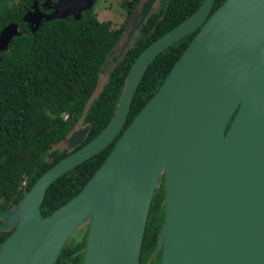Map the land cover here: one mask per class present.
Instances as JSON below:
<instances>
[{
  "label": "water",
  "instance_id": "water-1",
  "mask_svg": "<svg viewBox=\"0 0 264 264\" xmlns=\"http://www.w3.org/2000/svg\"><path fill=\"white\" fill-rule=\"evenodd\" d=\"M94 1L34 2L22 21L34 33L42 22L80 19ZM214 3L204 0L148 45L131 65L107 125L79 149L89 127L73 131L66 138L70 153L23 193L16 209L2 213L0 232L12 231L0 243V264H55L85 223L81 264H138L161 182L163 218L153 251L161 250L160 264H264V0H225L211 13ZM193 32L162 85L121 133L150 64ZM18 35L17 24L5 26L0 53ZM119 134L81 191L44 217L47 189Z\"/></svg>",
  "mask_w": 264,
  "mask_h": 264
},
{
  "label": "trees",
  "instance_id": "trees-1",
  "mask_svg": "<svg viewBox=\"0 0 264 264\" xmlns=\"http://www.w3.org/2000/svg\"><path fill=\"white\" fill-rule=\"evenodd\" d=\"M46 1L55 3L58 0H0V31L10 23L19 26V35L12 39L7 51L0 53V212L16 208L23 193L70 153L54 147L64 142L78 124L88 126L89 132L76 149L97 136L113 116L128 71L139 54L192 15L204 0H168L166 7V0H162L159 12L142 24L131 48L112 68L107 83L91 102L101 71L120 43L126 23L140 0L123 3L127 17L119 28L113 29L109 21H99L92 8L81 13L78 20L70 16L42 22L32 33L22 18L34 2L41 7ZM224 1L215 0L211 13ZM195 34L172 44L150 64L134 95L121 133L157 92ZM119 136L47 189L41 204L44 217L81 191ZM162 202L161 182L150 204L138 264H160L161 250L154 256L153 251L162 224ZM85 227L80 240L70 238L63 245L55 264L82 263L88 224ZM10 233L0 232V243Z\"/></svg>",
  "mask_w": 264,
  "mask_h": 264
},
{
  "label": "rangeland",
  "instance_id": "rangeland-1",
  "mask_svg": "<svg viewBox=\"0 0 264 264\" xmlns=\"http://www.w3.org/2000/svg\"><path fill=\"white\" fill-rule=\"evenodd\" d=\"M127 1H130V0H97V1L95 0L94 1V5H93L92 8L94 9V12L97 15V18H98L99 21H101V22H108L109 21L111 23V27L113 29H115V28H119L126 21L127 11L124 9L123 3L127 2ZM157 8L158 7H157V4H156L155 5V10H157ZM41 10L44 11L43 9H41ZM133 37H132V39H133ZM117 53L118 52H115V54L113 53V56L116 57ZM116 59H117V62H118V60H120L121 58H116ZM113 64L114 63H112L110 60H108L105 63V65H104V67H103V69L101 71V74H100V79H99V83H98L97 89H96L95 93L93 94L90 102L98 97V95L101 92L103 86L107 83L108 78H109V73H110V71L113 68ZM80 128H83V126L78 124L74 131H76V130H78ZM66 147H67V145H66V139H65L64 142L56 145L54 147V149L62 151V150H66ZM86 225H87V223L82 225L71 236V240H78V239L80 240V238L82 237L81 236L82 230H84L86 228L85 227ZM79 230H81V232Z\"/></svg>",
  "mask_w": 264,
  "mask_h": 264
},
{
  "label": "flooded vegetation",
  "instance_id": "flooded-vegetation-1",
  "mask_svg": "<svg viewBox=\"0 0 264 264\" xmlns=\"http://www.w3.org/2000/svg\"><path fill=\"white\" fill-rule=\"evenodd\" d=\"M146 1H148V0H140V2H139V4L137 5V7L134 9V11H133V13H132V16H131V18L127 21V23H126V29H125V32H124V35H123V37H122V39H121V41H120V43L116 46V48L114 49V51L111 53V55L109 56V59L108 60H110L112 63H114L113 64V67L117 64V59L116 58H123L125 55H126V53L128 52V50L131 48V45H132V42L134 41V38H135V36H136V34L139 32V30H140V28H141V26H142V24L149 18V17H151L153 14H155V13H158L159 12V10H160V7H161V2H162V0H154V2L152 3V5H151V7L148 9V11H147V13H146V16H145V19L143 20V22H142V24L139 26V27H136L135 28V30H134V34H133V39H132V37L130 38V43L129 44H127L126 46H125V43L127 42V40H128V38L130 37L129 35H130V32H131V30L133 29V24L134 23H137V25H139V22H140V16H139V14H140V11L142 10V7H143V5L145 4V2ZM157 4V10H155V5ZM165 7H166V4H165ZM127 16V15H126ZM132 39V40H131ZM115 52H118L117 53V56L116 57H114L113 56V53L115 54ZM107 60V61H108ZM23 189H25V188H23ZM17 208V207H16ZM16 208H12V209H6V210H14V209H16ZM5 211V210H4ZM4 211H2V212H0V220H1V216H2V213L4 212ZM12 231V230H11ZM11 231H9V232H11ZM79 231H81V230H79ZM81 236H82V233H81ZM154 256V255H153Z\"/></svg>",
  "mask_w": 264,
  "mask_h": 264
},
{
  "label": "bare ground",
  "instance_id": "bare-ground-1",
  "mask_svg": "<svg viewBox=\"0 0 264 264\" xmlns=\"http://www.w3.org/2000/svg\"><path fill=\"white\" fill-rule=\"evenodd\" d=\"M151 0H148L145 2V4L142 7V10L140 11V20L143 18V16L145 15V13L148 11V9L150 8V2ZM137 25V23H134L133 26L135 27Z\"/></svg>",
  "mask_w": 264,
  "mask_h": 264
}]
</instances>
